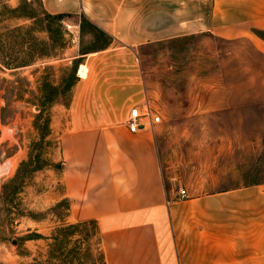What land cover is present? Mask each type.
<instances>
[{"label":"rangeland","instance_id":"1","mask_svg":"<svg viewBox=\"0 0 264 264\" xmlns=\"http://www.w3.org/2000/svg\"><path fill=\"white\" fill-rule=\"evenodd\" d=\"M67 21L38 0H0V264H103L96 224L67 223V200L54 202L53 125L70 101L74 49L110 39ZM138 54L146 103L161 117L158 153L177 187L264 180V54L252 40L199 34Z\"/></svg>","mask_w":264,"mask_h":264},{"label":"crops","instance_id":"2","mask_svg":"<svg viewBox=\"0 0 264 264\" xmlns=\"http://www.w3.org/2000/svg\"><path fill=\"white\" fill-rule=\"evenodd\" d=\"M38 1L46 15L67 16L68 28L82 27L84 17L110 39L74 49L70 101L54 118L61 183L54 202L67 200L66 222L96 224L103 264H264V180L177 187L172 167L162 166L156 129L132 133L126 123L134 107L149 110L140 47L209 34L250 39L264 54L257 35L264 0Z\"/></svg>","mask_w":264,"mask_h":264},{"label":"built area","instance_id":"3","mask_svg":"<svg viewBox=\"0 0 264 264\" xmlns=\"http://www.w3.org/2000/svg\"><path fill=\"white\" fill-rule=\"evenodd\" d=\"M161 122V117L151 109L143 112L138 107H134L127 118V125L132 133H137L147 128H152ZM180 197H187L186 190H180Z\"/></svg>","mask_w":264,"mask_h":264},{"label":"trees","instance_id":"4","mask_svg":"<svg viewBox=\"0 0 264 264\" xmlns=\"http://www.w3.org/2000/svg\"><path fill=\"white\" fill-rule=\"evenodd\" d=\"M47 16H48L49 18H53V19H55V20H57V21H61V22L64 21L65 18L67 17V16H65V15H58V16H55V17L49 16V15H47ZM84 24H86V25L92 27L95 31H97L98 33L102 34V36H106V34L103 33L102 31H98L94 26L89 25V23H88V22L86 21V19L83 17V18H82V26H83ZM257 35H258L260 38H262V39L264 40V32H258ZM74 80H75V77H74ZM74 80H73V82H74ZM73 82H71L68 86L71 87L72 84H73Z\"/></svg>","mask_w":264,"mask_h":264},{"label":"bare ground","instance_id":"5","mask_svg":"<svg viewBox=\"0 0 264 264\" xmlns=\"http://www.w3.org/2000/svg\"><path fill=\"white\" fill-rule=\"evenodd\" d=\"M83 69H85V67H83ZM83 73V72H82Z\"/></svg>","mask_w":264,"mask_h":264}]
</instances>
